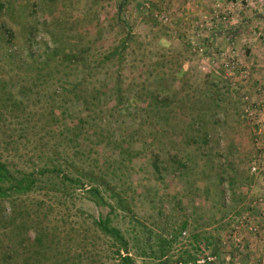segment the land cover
Segmentation results:
<instances>
[{
    "label": "rangeland",
    "instance_id": "rangeland-1",
    "mask_svg": "<svg viewBox=\"0 0 264 264\" xmlns=\"http://www.w3.org/2000/svg\"><path fill=\"white\" fill-rule=\"evenodd\" d=\"M10 1L0 29L17 35L0 34V159L12 170L61 164L84 187L47 174L42 187L0 199V264H21L4 258L40 226L56 240L40 264H122L120 241L94 223L109 207L86 191L98 186L116 206L101 178L132 209L116 206L111 224L134 264H264V72L251 75L245 51L264 48V24L234 29L238 15L264 18V0H206L207 20L180 17L189 0H36L30 34L27 0ZM62 43L78 61L45 81L9 63V48ZM9 92L23 101L10 117ZM78 119L86 125L72 140Z\"/></svg>",
    "mask_w": 264,
    "mask_h": 264
},
{
    "label": "trees",
    "instance_id": "trees-1",
    "mask_svg": "<svg viewBox=\"0 0 264 264\" xmlns=\"http://www.w3.org/2000/svg\"><path fill=\"white\" fill-rule=\"evenodd\" d=\"M36 0H27V3L25 5V10L27 12V30H24L26 34L31 33V29L35 28L36 25L33 23V19L35 17H31L32 14H37L38 8H35ZM123 7V4L120 3L119 5V11H121ZM29 8V9H27ZM9 12L12 14L15 12L14 4L10 0H0V25L7 21L2 18V16L5 14L10 15ZM36 22V19H35ZM33 32V31H32ZM0 34H2V38L8 42L10 41L14 36L17 35L16 31L11 27H4V29H0ZM30 35L26 36V40L30 39ZM124 42V40H123ZM56 48H52L50 50H45L42 53H38L35 50H28L26 53H24L22 50H17L16 48H9V58H14V61H9L10 65L16 63L15 67L16 69H20L22 71H28V72H34L33 78L37 81H45L48 78H51V76H56V74L59 73L58 69V63L63 64L66 61L73 62L78 61L79 52L78 50H75L74 48H70L69 46H63V43L58 46V44L55 45ZM118 48H115L112 53H119L121 54V51L118 50ZM106 54L105 56L107 58L111 57L113 54ZM55 61L56 63L53 64L52 62ZM63 69V67H61ZM61 69V70H62ZM60 70V71H61ZM67 71V70H64ZM63 84V83H62ZM63 86V85H62ZM65 88V86H63ZM5 103H2V107H7L6 110L9 113V117L13 114L14 106L19 105V103H23L22 100L18 99L12 92H9L7 97H4ZM10 108V109H9ZM9 109V110H8ZM5 111V110H1ZM3 113V112H2ZM86 123L84 122V119H78V122H71L68 127L72 130L73 136L71 139L75 140L77 139L79 135V131L84 128ZM73 127V128H72ZM205 140H207L208 135L205 134ZM47 174H55V176L61 177L63 175V180L65 181L68 179L70 182L75 183L78 186L84 187V183L80 178H72L67 174L63 173V170L61 169V164L54 163L52 166H45L38 169H32V170H25L22 168H17L15 170H12L8 163L6 161H3L0 159V199L7 197L8 195H11L13 193H21L25 194L32 190H35L41 186V181L43 183H47L46 179L44 178V175ZM61 175V176H59ZM88 178L91 180H95L91 174H88ZM101 184L103 186L104 191H109L111 196L116 198L117 205L120 208H123L125 210L132 211L129 202L126 200V198L120 194L118 191L115 190L113 186L107 181L104 180V178H101ZM42 187V186H41ZM88 193L91 194L92 199L98 203L99 205H105L109 207V211L106 215H101L99 218L94 219L95 225L98 227L99 230H101L104 234L109 235L116 240L120 241V246L114 250L122 262V264H134V261L132 257L129 255L128 251V242L125 239L124 234L122 233L121 229L117 226L111 224L112 217L111 213L116 209V206L107 200L105 197L103 190H101L98 186H91L86 189ZM0 217V221H1ZM54 236L50 234L49 231L45 230L42 226H40V230H36V234L34 236V240L30 239H21L20 245L21 248H18L15 253L8 252L7 257L4 259L6 262L9 260V258H12V261L14 259L20 258L21 264H28L29 260V253L34 256L32 264H40L42 262V258L37 261L38 254L43 257V254L47 255L48 252L52 249L51 244H47L49 241L50 243H55L56 240L53 242ZM161 239V238H160ZM48 241V242H47ZM168 240L161 239V243L163 246H161L160 253L157 254L158 258H163L166 255V246L168 244ZM31 244V245H30ZM126 251L125 254H122L121 251ZM42 253V254H41ZM75 256H73V259ZM54 264V263H50Z\"/></svg>",
    "mask_w": 264,
    "mask_h": 264
},
{
    "label": "crops",
    "instance_id": "crops-1",
    "mask_svg": "<svg viewBox=\"0 0 264 264\" xmlns=\"http://www.w3.org/2000/svg\"><path fill=\"white\" fill-rule=\"evenodd\" d=\"M193 3H191V2ZM184 6L186 8H182L181 12H180V17L184 16V18L187 19H198V20H207L209 17L208 11H207V2L206 0H204L203 2L196 4L198 2V0H189ZM250 2V1H249ZM176 3V2H175ZM179 5V4H178ZM180 6V5H179ZM258 6H262V3L259 2ZM182 10H184V12H182ZM250 10V9H249ZM243 13V12H242ZM260 18L256 17L255 12L253 13H248L247 16L243 15H238V23L237 25H235V31H237L238 33L244 28L245 24H247L245 26V29H249L251 27H254L256 25H258V23H261L262 25L264 24V18H262L261 16H259ZM222 31H224L225 33H227V30H220L219 32L215 33V37L219 36L220 34H222ZM245 51L248 52V58H249V62L251 61V65L254 68V71L251 72V75H256V73H259V75L261 76L260 73L264 72V62L262 61V58H264V56H262V53H264V48H251L250 50L245 49ZM253 70V69H252ZM264 79V77H263Z\"/></svg>",
    "mask_w": 264,
    "mask_h": 264
},
{
    "label": "built area",
    "instance_id": "built-area-1",
    "mask_svg": "<svg viewBox=\"0 0 264 264\" xmlns=\"http://www.w3.org/2000/svg\"><path fill=\"white\" fill-rule=\"evenodd\" d=\"M255 168H256V167H253V169H254V170H255ZM243 219H246V218H245V216H244V218H243ZM250 228H252V227H250ZM252 229H256V228H255V227H253ZM234 237H235V236H234Z\"/></svg>",
    "mask_w": 264,
    "mask_h": 264
}]
</instances>
